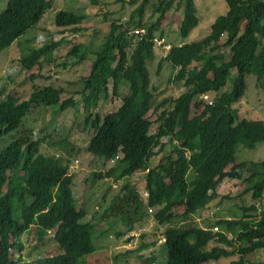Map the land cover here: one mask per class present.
Listing matches in <instances>:
<instances>
[{
	"label": "trees",
	"instance_id": "1",
	"mask_svg": "<svg viewBox=\"0 0 264 264\" xmlns=\"http://www.w3.org/2000/svg\"><path fill=\"white\" fill-rule=\"evenodd\" d=\"M121 1L130 9L129 16L123 23L112 21L90 73L81 78L79 99L63 100L62 89L49 84L37 85L28 99L21 100L11 91L0 101V264H81L94 253L96 225L83 219L87 210L77 206L69 174L83 149L69 134L45 133L44 127L34 133L28 123L37 108L56 116L70 107L82 117L80 128L92 131L86 148L89 154L103 161L123 154L107 173L92 171L89 175L104 180L120 171L116 179H127L120 190L113 186L118 191L112 196L107 216H123L131 230L135 229L144 203L130 178L149 168L147 205L154 210L159 225H168L162 232L167 264H205L229 258L231 264H264L247 259L249 253L264 249V207L241 205V217L221 218L206 227L172 226L178 215L170 214L183 206L181 216L189 218L210 203L229 201L231 195L217 192L225 178L246 181V192L255 201L264 196V159H238L242 149L252 150L264 143V119L242 117L236 107L246 94L248 75L255 76V84L264 95V0H227L228 12L215 19L209 34L191 42L184 38L200 23L195 0ZM52 5L53 0H8L6 8L0 10V53L17 40L20 45V37L37 26ZM148 7H153L157 16L152 22L145 21ZM174 7L182 14L179 33L184 41L171 44L162 60L175 68L168 83L183 82L187 90L176 98L158 100L149 62L156 56L155 39L163 37L162 33L157 35V26ZM85 19V13L62 9L56 14L57 28L52 33L70 27L84 30L80 24ZM134 28L144 32L136 33L131 43L124 45L125 36ZM60 44L52 40L41 49L30 47L22 65L31 69L42 54L50 59ZM68 54L78 62L85 61L88 47L75 44ZM234 70L232 89L226 91ZM122 85L124 93H120ZM111 90L122 104L103 117L95 110L101 101H107ZM205 94L209 99L203 98ZM193 108L199 109L195 116ZM151 110L159 122L155 135L150 134ZM165 139L171 144L168 153L164 152ZM45 143L53 154L42 151ZM159 154L158 164L152 166L151 159ZM33 225L40 241L50 228H56L54 238L63 252L31 261L21 255L16 258L12 250L24 249L20 237ZM215 226L224 232L214 231Z\"/></svg>",
	"mask_w": 264,
	"mask_h": 264
},
{
	"label": "rangeland",
	"instance_id": "2",
	"mask_svg": "<svg viewBox=\"0 0 264 264\" xmlns=\"http://www.w3.org/2000/svg\"><path fill=\"white\" fill-rule=\"evenodd\" d=\"M195 1L200 23L191 31L187 38H184L187 42L198 40L209 34L215 19L220 15L226 14L230 9L227 0ZM7 2L8 0H0V10L6 7ZM61 9L85 13L86 19L80 24V26L84 27V30L73 31L74 27H70L53 34L52 31L57 28L55 15ZM106 13H108V17L105 16ZM129 13L130 9L121 0H98V3L95 4L91 0H53L52 8L47 10L36 28L32 27L28 29L23 36L31 34L24 38L22 36L20 45L14 42V44L3 50L0 54V89L4 90V94L0 96V101L11 91H14L15 95L21 100L28 99L37 85L44 86L49 84L62 89L63 100L69 97L79 99L81 96L79 92L83 87L81 78L89 74L95 53L100 49V44L103 42L106 33L110 31L112 21L117 20L123 23V21H126ZM156 17L153 15V7H148L145 13V21L152 22ZM181 20V11H178L175 7L172 8L166 13L164 20L157 26V35L162 33V40L169 44L182 43L184 39L181 38L179 33ZM138 31V28L132 29L125 36L123 44L129 45ZM52 39L59 41L61 45L52 51L49 63L37 64L32 69L22 65V59L29 45L41 48L49 44ZM79 43L86 44L89 52L86 56L87 59L82 62H78L74 56H69L68 54L72 46ZM164 56L165 52L160 48L157 50L156 47V56L149 62L152 84L158 88L156 91L158 100H163L169 96L176 98L187 90L183 82L179 84L168 83L175 72V68L172 67L171 63L162 60ZM235 74L236 70L232 72V76L224 90L228 91L232 89ZM247 83L246 94L237 103L236 107L239 109L242 117L264 119V95L255 84V76L248 75ZM112 91L107 101H101L99 107L95 110V112L101 113L103 117L115 111L122 104L121 98L115 96ZM124 92H126V88L125 85H122L120 93ZM198 110V108H193L192 116H195ZM148 117L153 122L150 134L155 135L159 126L157 114L154 110H151ZM81 120V115H77L73 107L56 116L44 108H37L33 111L31 117L28 118V123L34 127V133L40 127H44L45 133L52 132L55 135L69 134L71 140L83 149L72 163L69 174L73 177L72 189L77 206L87 210V214L83 219L95 223L96 230L92 236V243L95 247L94 253L88 255L86 262L81 264H139L140 260H142L141 264H147V261L149 264H152L153 261L148 260V258L151 257L153 252L159 250V235L164 232L168 225L166 227L159 225L154 219V212L150 213L148 207L144 204V213L142 212L141 215L142 219L136 222L135 225L137 230L142 232L141 239L147 237L143 242L148 244L156 241V246L151 247L148 245L142 248L141 251L134 252L133 254L123 253L129 247V244L125 242L126 238L124 235L132 227H129L128 221L123 216L111 218V216L107 215L112 196L114 197L118 191L113 186H117L120 190L127 179H116L120 172L118 169H116L119 171L118 173L112 174L110 177L107 176L104 180L91 179L89 177L92 171L107 173L116 165V162L112 160L103 161L87 152L86 148L90 143L92 131H83L79 126ZM164 143H166L164 152L168 153L171 150V144L167 139L164 140ZM42 151L46 154H53L55 152L47 143L42 145ZM161 154L151 159L152 166L158 164ZM238 159H264V143H259L252 150L242 149ZM231 166H228L227 169L230 170ZM146 173L147 171H140L135 174V177L130 178V182L139 190L143 198L147 196L145 187ZM110 185L113 188H109ZM247 187L248 184L243 179L225 178L219 183L217 192L220 195H231L232 198L229 201L224 200L221 204L219 202L215 204L210 203L205 208L199 209V212L195 216L189 218L181 216L185 211V207H178L175 210L178 217H176L171 225L176 227L186 225L206 227L221 218L241 217L243 215V211L240 208L241 205L251 206L254 203L259 209L264 207V196L259 201L253 200L250 193L246 192ZM100 226L107 228L109 231L103 233L100 230ZM121 230H124L125 234L120 236ZM219 231L224 232V229L220 227ZM51 234L49 233L40 242L36 226L34 225L20 237L24 249L21 252H18L17 249H13L12 251L15 253L16 258H19L21 255V258L25 261L62 253L63 251ZM108 234H112L111 238ZM143 234L145 236H142ZM140 243H138L137 247L140 246ZM247 259L251 262H264V249H258L249 253ZM231 262L232 259L229 258L205 264H231Z\"/></svg>",
	"mask_w": 264,
	"mask_h": 264
},
{
	"label": "crops",
	"instance_id": "3",
	"mask_svg": "<svg viewBox=\"0 0 264 264\" xmlns=\"http://www.w3.org/2000/svg\"><path fill=\"white\" fill-rule=\"evenodd\" d=\"M175 210H176V208L170 214L175 213ZM100 230L103 233L105 231H109L107 228H103L101 226H100ZM129 233H134V238H133L134 240L132 242H128L129 247L127 248L126 251L123 252L124 254H127V253L133 254L134 252L141 251L142 248H144V247H146L148 245H150L151 247H155L156 246V243H155L156 241L150 242L148 244L147 243H144L143 241L147 237H145V239H141L142 232L140 230L138 231L137 230V227H135V229L131 230ZM111 236H112V234L110 235V238H111ZM142 236H145V234H143ZM163 236L164 235L162 233L159 235V237L160 238H163V241L165 242V238ZM163 241H161V242H163ZM139 242H141L140 243V246L137 247V245H138ZM161 242L158 240V244L161 243ZM135 247H137V248H135ZM132 248L133 249L135 248V249L133 250ZM165 248H166V245L164 243L159 244V250L157 252H153L152 255H151V257L148 258V260H152L153 261L152 264H167V248H166V250H165ZM157 255H159V256L157 257ZM141 262H142V260H140L139 264H141ZM147 264H149L148 261H147Z\"/></svg>",
	"mask_w": 264,
	"mask_h": 264
},
{
	"label": "clouds",
	"instance_id": "4",
	"mask_svg": "<svg viewBox=\"0 0 264 264\" xmlns=\"http://www.w3.org/2000/svg\"><path fill=\"white\" fill-rule=\"evenodd\" d=\"M6 6H7V5H6ZM52 6H53V5H52ZM5 8H6V7H5ZM5 8H4V9H5ZM51 8H52V7H51ZM49 9H50V8H49ZM61 10H62V9H61ZM64 10H67V9H64ZM59 11H60V10H59ZM59 11H58V12H59ZM46 12H47V11H46ZM46 12H45V14H46ZM45 14H44V15H45ZM56 14H57V13H56ZM44 15H43V17H44ZM43 17H42V18H43ZM42 18H41V19H42ZM41 19H40V20H41ZM39 22H40V21H39ZM55 22H56V15H55ZM56 27H57V26H56ZM35 28H36V26H35ZM138 32H144V30L141 31V29H139ZM138 32H137V33H138ZM29 34H31V33H29ZM29 34H27V35H25V36H23V37L21 36V37L24 38V37L28 36ZM21 37H20V38H21ZM162 39H163V38L155 39L156 47H157V50L160 48L162 51H164V52H165V55H166V54L168 53V50H169L170 48L167 50V49H164L162 46H158V45H157V40H162ZM52 40H55V39H52ZM17 41H18V40H17ZM17 41H15V42L17 43ZM55 41H57V40H55ZM163 42H164V41H163ZM164 43L167 44V45H170V47H171V44L166 43V42H164ZM13 44H14V43H13ZM11 45H12V44H11ZM60 45H61V44H60ZM30 47H34V46L29 45V46L27 47V51H26V53H27V52H28V53L30 52V49H29ZM36 49H41V48H37V47H36ZM2 52H3V51H2ZM2 52H1V53H2ZM1 53H0V54H1ZM28 53H27V54H28ZM95 56H96V55H95ZM50 57H51V56H50ZM94 58H95V57H94ZM49 60H50V59H49L45 54H42V55L40 56L38 62H37L36 64H34V65L32 66V68H33L35 65H37V64L42 65L43 63H49ZM91 66H92V63H91ZM32 68H31V69H32ZM90 68H91V67H90ZM89 73H90V72H89ZM121 157H123V154L120 152L115 158H112L111 160H112V161H115V162L117 163V161L120 160ZM149 170H150L149 168H147L146 170H138V171H136V172L134 173L133 177H135V174H137V172H140V171H141V172H143V171H147V173H148ZM147 173H146V175H147ZM145 179H146V177H145ZM145 187H146V182H145ZM138 191H139V190H138ZM146 191H147V196L144 197V198H143V196L140 194V192H139V194H140V197H141L143 203H144V204L148 207V209H149V208H151V207H149V206L147 205V202H148V196H149V192H148L147 188H146ZM143 206H144V205H143ZM144 207H145V206H144ZM153 211H154V210L152 209V212H153ZM149 212H150V211H149ZM152 212H150V213H152ZM212 213H213V212H212ZM213 214H214V213H213ZM33 226H34V225H33ZM95 228H96V227H95ZM95 230H96V229H95ZM56 231H57L56 228H50V229L48 230V235H49V233L51 234V232H52L51 235L54 236L55 233H56ZM130 231H131V230H130ZM130 231H128L127 233H129ZM106 232H108V231H105V233H106ZM120 232L122 233V235L125 234V231H124V230H121ZM127 233H126V234H127ZM94 234H95V231H94ZM126 234L124 235V237L126 236ZM131 234H132V237H131V238H126V237H125V238H126L125 241L128 240V241L132 242V241L134 240V239H133V238H134V233H131ZM108 235H109V234H108ZM110 235H111V234H110ZM110 235H109V237H110ZM163 237L165 238V241H166V237H165V236H163ZM54 239H55V238H54ZM55 240H56V239H55ZM159 241H160V242L163 241V238H160ZM40 242H41V241H40ZM56 242H57L58 245H59V242H58L57 240H56ZM162 243L165 244L164 241L161 242L160 244H162ZM95 246H96V245H95ZM59 247H60V245H59ZM60 249H61V248H60ZM61 250H62V249H61ZM59 254H61V253H59ZM30 260H31V259H30ZM30 260H28V261H30Z\"/></svg>",
	"mask_w": 264,
	"mask_h": 264
},
{
	"label": "built area",
	"instance_id": "5",
	"mask_svg": "<svg viewBox=\"0 0 264 264\" xmlns=\"http://www.w3.org/2000/svg\"><path fill=\"white\" fill-rule=\"evenodd\" d=\"M157 45L158 46H162L164 49H167V50L170 48V45L165 44L163 42V40H157ZM203 98L209 99V95L208 94H205V95H203ZM149 211L152 212V208H149ZM213 230L214 231H219V228L217 226H215L213 228ZM125 237L126 238H131L132 237V234L131 233H127Z\"/></svg>",
	"mask_w": 264,
	"mask_h": 264
}]
</instances>
